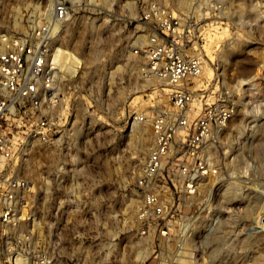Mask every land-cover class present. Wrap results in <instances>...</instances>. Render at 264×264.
<instances>
[{"label": "built area", "instance_id": "obj_1", "mask_svg": "<svg viewBox=\"0 0 264 264\" xmlns=\"http://www.w3.org/2000/svg\"><path fill=\"white\" fill-rule=\"evenodd\" d=\"M199 3L183 12L169 0H142L138 17L145 33L136 35L133 47L141 58L137 74L170 90L166 105L132 117L150 131L136 177L141 200L132 235L155 242L149 250L154 264L227 261L216 235L225 209L209 206L205 221L198 223L194 217L200 208L192 203L200 180L214 172L210 153L234 112L220 94L208 99L202 57L185 49L190 32L185 21L195 25L192 18L210 14L202 15ZM212 9L213 16L223 14L219 4ZM75 12L69 0H51L48 19L20 35L1 37L0 264H94L100 253L111 256L119 235L125 241L131 236L127 229L105 238L94 233V126L86 121L94 110V81H87L90 65L83 48L88 42L91 53L94 39L81 37L77 47L68 49L76 58L72 76L56 56ZM78 103L85 117H77ZM34 143L53 156L42 170L41 219L29 210L37 190L18 172L21 155ZM82 143L90 146L84 157L78 149ZM258 221L264 229V212ZM125 247L117 249L124 252Z\"/></svg>", "mask_w": 264, "mask_h": 264}, {"label": "rangeland", "instance_id": "obj_2", "mask_svg": "<svg viewBox=\"0 0 264 264\" xmlns=\"http://www.w3.org/2000/svg\"><path fill=\"white\" fill-rule=\"evenodd\" d=\"M88 1L80 0L74 8L76 12L65 24L59 42L70 49L78 46L81 37L94 39L87 58V81H94V110L86 116L82 104L78 103L77 109V117L86 116L94 126V233L105 238L127 229L131 234L126 241L119 235L111 256L104 258L100 253L94 264H154L149 250L155 242L132 235L141 200L136 177L147 152L142 153V161L137 159L134 145L141 134L147 147L150 131L147 123L136 121L131 128V122L134 115H149L166 105L170 90L165 88L169 86L137 74L141 58L133 52V41L137 34L145 33L138 20L142 0H95V5H87ZM173 1L169 0L186 12L190 6L198 7L200 0H184V5L178 6ZM48 2L0 0V38L20 35L43 22V17H37V8L42 11ZM218 4L223 11L220 17L212 15V7ZM201 6L202 15L206 11L210 14L192 18L198 21L195 25L185 21V27L190 28L185 49L202 57L201 80L208 99L215 100L220 94L234 112L210 153L214 172L200 180L192 199L200 208L194 218L203 223L209 206L225 209L216 233L221 238L218 249L226 254L225 264L233 259L238 264H264V229L258 228L264 212V0H206ZM83 45L86 56L88 42ZM79 148L84 157L90 146L82 143ZM52 157L42 143H34L20 158L19 174L37 190L29 201L30 213L36 219L44 212L42 170ZM125 243L124 252L119 251L117 246Z\"/></svg>", "mask_w": 264, "mask_h": 264}, {"label": "bare ground", "instance_id": "obj_3", "mask_svg": "<svg viewBox=\"0 0 264 264\" xmlns=\"http://www.w3.org/2000/svg\"><path fill=\"white\" fill-rule=\"evenodd\" d=\"M70 1H71L72 5L74 6V8H77L80 5V3H79L80 0H70ZM94 1L95 0H89L87 5H91V4L93 5ZM183 1L184 0H175L177 6L181 5V4L184 5ZM185 2H186V0H185ZM50 13H51V2H48L47 6L42 11H40L39 8H37V17H39V18L43 17V19L46 20V19H48ZM136 40H137V37L133 42H135ZM0 41L2 42L1 38H0ZM0 47L2 48L1 44H0ZM92 49H93V47H92ZM90 55H91V53H88L86 57L88 58ZM56 56L59 59L61 69L66 73V75L69 74L72 76L73 73L75 72L74 65L76 62V58L73 56V53L68 51V48L63 47V48L59 49ZM91 60H94L93 56H92ZM87 63H88V61H87ZM88 64L90 65V63H88ZM203 67H204V65H203ZM165 89H168V88H165ZM135 125H136V120L133 119L131 122V128H134ZM134 146H135V149H134L135 150L134 151L135 156L134 157H136L137 159L142 161L143 160L142 159L143 158L142 153L147 149V147L145 146V139L141 134H139L137 136L136 143Z\"/></svg>", "mask_w": 264, "mask_h": 264}]
</instances>
